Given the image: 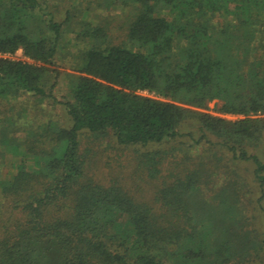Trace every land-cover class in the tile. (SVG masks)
<instances>
[{"label": "trees", "instance_id": "1", "mask_svg": "<svg viewBox=\"0 0 264 264\" xmlns=\"http://www.w3.org/2000/svg\"><path fill=\"white\" fill-rule=\"evenodd\" d=\"M0 53V264H264V0H0Z\"/></svg>", "mask_w": 264, "mask_h": 264}, {"label": "rangeland", "instance_id": "2", "mask_svg": "<svg viewBox=\"0 0 264 264\" xmlns=\"http://www.w3.org/2000/svg\"><path fill=\"white\" fill-rule=\"evenodd\" d=\"M118 11H122L121 8L118 9ZM64 12V11H63ZM103 16L107 14H115L117 12V9H103L99 11ZM62 13L61 15H63ZM62 18V17H61ZM75 49V48H74ZM61 56V53H60ZM15 58L19 59H25V57L22 55L21 51H18L15 55ZM73 64V58L68 55H66L64 58L58 59L56 62V68L60 70V75L58 77L57 83L55 87L52 90V97L45 102L43 105L44 108V113H48L51 115L52 118L61 120V122L65 119L64 115V105L63 102L67 98L68 94V89H69V83L68 79L66 77V72L71 71V65ZM55 101V103L52 104V102ZM3 108V106H1ZM0 107V108H1ZM43 113V112H42ZM229 118H234L231 115H225ZM13 160L11 159L10 161L7 162V169L8 170H13V165H12ZM12 167V168H11Z\"/></svg>", "mask_w": 264, "mask_h": 264}, {"label": "built area", "instance_id": "3", "mask_svg": "<svg viewBox=\"0 0 264 264\" xmlns=\"http://www.w3.org/2000/svg\"><path fill=\"white\" fill-rule=\"evenodd\" d=\"M9 56H10L9 54H2V53H0V57H9ZM10 57H12V56H10Z\"/></svg>", "mask_w": 264, "mask_h": 264}]
</instances>
